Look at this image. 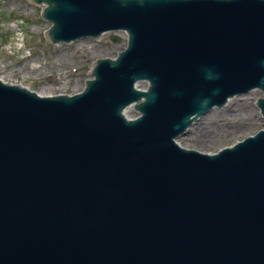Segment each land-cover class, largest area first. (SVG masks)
Instances as JSON below:
<instances>
[{
    "label": "water",
    "instance_id": "95a60500",
    "mask_svg": "<svg viewBox=\"0 0 264 264\" xmlns=\"http://www.w3.org/2000/svg\"><path fill=\"white\" fill-rule=\"evenodd\" d=\"M32 1L52 42L127 44L74 93L0 77V264H264V127L177 140L264 91V0Z\"/></svg>",
    "mask_w": 264,
    "mask_h": 264
},
{
    "label": "rangeland",
    "instance_id": "374dc122",
    "mask_svg": "<svg viewBox=\"0 0 264 264\" xmlns=\"http://www.w3.org/2000/svg\"><path fill=\"white\" fill-rule=\"evenodd\" d=\"M44 4L32 0H0V77L19 82L41 94L74 93L91 77L92 63L102 56H115L127 44L123 30L106 31L102 39L83 37L71 42H52L46 30L51 21L42 14ZM118 34L119 40L113 35ZM147 80L138 86L146 87ZM257 87L236 94L223 106H215L178 137L183 145L214 152L232 145L264 127ZM129 116L139 111L131 104Z\"/></svg>",
    "mask_w": 264,
    "mask_h": 264
},
{
    "label": "clouds",
    "instance_id": "9594fccd",
    "mask_svg": "<svg viewBox=\"0 0 264 264\" xmlns=\"http://www.w3.org/2000/svg\"><path fill=\"white\" fill-rule=\"evenodd\" d=\"M209 78H215V79H218V76H215V77H213V76H209ZM208 103V101H204V104L206 105Z\"/></svg>",
    "mask_w": 264,
    "mask_h": 264
},
{
    "label": "bare ground",
    "instance_id": "6f19581e",
    "mask_svg": "<svg viewBox=\"0 0 264 264\" xmlns=\"http://www.w3.org/2000/svg\"><path fill=\"white\" fill-rule=\"evenodd\" d=\"M139 84V81L137 82V85ZM128 108V107H127ZM178 139V138H177ZM180 142V141H179ZM181 143V142H180ZM182 144V143H181Z\"/></svg>",
    "mask_w": 264,
    "mask_h": 264
}]
</instances>
